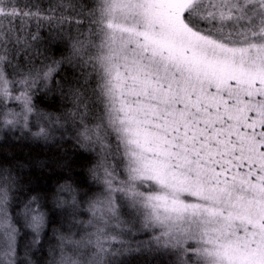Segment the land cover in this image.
<instances>
[{
	"label": "snow or ice",
	"instance_id": "1",
	"mask_svg": "<svg viewBox=\"0 0 264 264\" xmlns=\"http://www.w3.org/2000/svg\"><path fill=\"white\" fill-rule=\"evenodd\" d=\"M33 19L0 0V130L79 155L23 200L0 169V264H264V0H92L59 55Z\"/></svg>",
	"mask_w": 264,
	"mask_h": 264
},
{
	"label": "trees",
	"instance_id": "2",
	"mask_svg": "<svg viewBox=\"0 0 264 264\" xmlns=\"http://www.w3.org/2000/svg\"><path fill=\"white\" fill-rule=\"evenodd\" d=\"M22 6L28 11L46 12V9L53 6L55 3H66L69 5L79 4L87 10L91 4V0H23ZM37 9L36 11H34ZM40 22L39 27L41 26ZM73 22L64 25L65 32L49 33L38 32L41 37V42L49 47L51 52L59 55L58 50H66L70 39L74 38ZM35 25L32 20L28 27L33 29ZM37 27V28H39ZM33 33V32H31ZM61 111H70L72 109L71 101L61 98L57 91H53L40 103V107L45 110H50L47 105L53 104ZM72 123L69 121L65 125L68 130L67 134L61 137V129L56 133L55 138L48 141L36 140L26 133L22 134L19 130L9 132L7 130H0V169H7L17 182L16 198L23 200L24 197L36 195L32 192L35 188H49L55 187L56 182L61 176L68 175L66 171L60 166V161H71L75 159L79 153L76 149L75 142L72 139L71 133ZM87 162L79 160L73 166L72 174L81 180H87V169L84 166ZM44 164V167H41ZM39 264H47L48 246L41 252L34 249V255L31 257ZM118 261H123L124 264H152L155 260L153 256L141 255H125L116 257Z\"/></svg>",
	"mask_w": 264,
	"mask_h": 264
},
{
	"label": "rangeland",
	"instance_id": "3",
	"mask_svg": "<svg viewBox=\"0 0 264 264\" xmlns=\"http://www.w3.org/2000/svg\"><path fill=\"white\" fill-rule=\"evenodd\" d=\"M23 2H24L23 0H17V4L19 8L28 11L26 8L22 6ZM80 7L81 6L79 4L69 5L66 3H55L53 4L52 7L46 9V12L43 11L39 12L42 16L52 17V20L50 22L48 20H43L41 26L37 28V22L36 20L33 19L35 22V25L33 26L34 28L30 29L28 25H26L25 34H27L28 32H33V33L42 32L45 34L49 33V35H52L54 33L61 34V32L66 31L63 29L64 25L68 22L70 23L73 22L72 24L73 34L74 37H76L78 34V30L83 31L88 27L87 16H88L89 8L85 10ZM36 10L37 9H35L34 11ZM77 20H81L83 21V23L78 25L76 23Z\"/></svg>",
	"mask_w": 264,
	"mask_h": 264
}]
</instances>
